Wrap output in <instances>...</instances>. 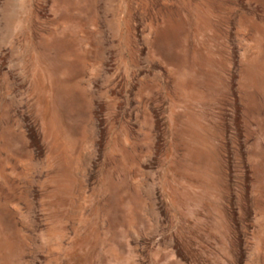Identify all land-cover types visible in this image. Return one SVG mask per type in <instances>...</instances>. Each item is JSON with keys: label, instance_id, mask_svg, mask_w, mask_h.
<instances>
[{"label": "rangeland", "instance_id": "rangeland-1", "mask_svg": "<svg viewBox=\"0 0 264 264\" xmlns=\"http://www.w3.org/2000/svg\"><path fill=\"white\" fill-rule=\"evenodd\" d=\"M0 264H264V0H0Z\"/></svg>", "mask_w": 264, "mask_h": 264}]
</instances>
